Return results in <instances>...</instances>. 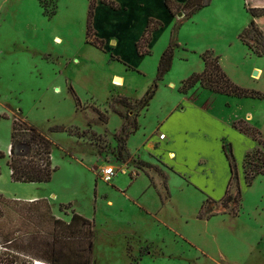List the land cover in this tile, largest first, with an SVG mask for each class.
<instances>
[{
	"label": "rangeland",
	"instance_id": "obj_1",
	"mask_svg": "<svg viewBox=\"0 0 264 264\" xmlns=\"http://www.w3.org/2000/svg\"><path fill=\"white\" fill-rule=\"evenodd\" d=\"M90 1L0 0V116L6 117L0 119V153L5 156L0 159L3 263L17 256L22 261L50 264L14 247L19 243L25 248L28 243L50 244L57 235L70 240L87 235L84 225L80 232H65L53 223L51 216L68 223L74 208L91 220V264H264V177H257L250 186L245 184L239 145L232 152L237 179L231 180L220 202L206 200L200 209L198 195L179 189L180 182L173 176L171 200L161 203L155 190L142 197L151 214H142L115 194L110 182L100 181L104 168L113 167L116 174H127L133 180L140 169L167 198L161 170L130 157L125 145L140 113L138 131L130 137L128 149L139 147L142 135L155 129L158 120L183 99L175 86L192 75L201 62V50L216 51L234 84L264 95V55L257 56L237 39L251 21L245 1L211 0L189 18H184L188 10L181 8L174 11V18L166 17L160 0L141 5L129 0V14L124 18L122 10L110 16L100 9L97 30L94 19L93 30H101L106 40L112 37L116 42L104 45L103 50L86 42ZM259 11L254 13L259 16ZM148 18L162 26L152 33L150 54L138 56L132 39ZM258 31L261 34L252 38L246 33L242 36L251 50L259 47V36L264 37ZM167 49L172 52L170 70L157 82L153 98L142 111L138 101L153 84L159 58ZM113 79H120L121 85L112 83ZM231 112L238 117L250 113L249 124L264 137V99H242ZM13 118L25 120L49 141L51 164L56 168L50 182L11 180L6 161ZM256 148L255 143L253 150ZM118 177L124 185L126 176ZM95 186L111 200L110 206L95 199ZM139 188L136 185L133 193ZM76 246L86 248L85 244H71ZM57 249L58 257L66 254L63 247Z\"/></svg>",
	"mask_w": 264,
	"mask_h": 264
},
{
	"label": "crops",
	"instance_id": "obj_2",
	"mask_svg": "<svg viewBox=\"0 0 264 264\" xmlns=\"http://www.w3.org/2000/svg\"><path fill=\"white\" fill-rule=\"evenodd\" d=\"M112 1H114L119 7L117 10L110 9L101 2H98V5L95 7V30H97L95 23L96 14L100 9L106 11L110 16H115L116 14L120 13V10H122L121 15L123 18L124 15L129 14V0ZM149 1L152 0H137L139 5L142 3H148ZM160 1L162 2L166 17L174 18L166 10L164 6V0ZM171 1L182 4L186 0ZM244 1L246 10L249 8L264 10V0ZM153 17L155 19H159V17L156 15H153ZM250 18L255 22L264 35V13L255 18L250 16ZM159 20H162V18ZM146 21L147 20L145 19L144 23H142V29L137 33L136 39H132L135 53V45L145 30ZM96 34L98 38L104 41V45H110V43H112L113 46L116 45L115 41H111L112 37H107L108 39L106 40V37L103 36V32H101V30L99 33L96 31ZM150 43L147 46L149 51V46L151 45ZM113 46H111L112 50L115 48ZM205 51L209 50H201L199 55ZM210 52H212L214 55L216 53V51ZM219 65L222 71L226 74L221 62ZM203 67V62L201 60V62L196 65V68L193 70L192 74L202 72ZM257 76L258 73L256 77ZM116 80V82L121 85L122 81L120 79ZM183 80H181V82ZM180 83L175 86L176 89L179 88ZM168 85L171 88H174V84L170 83ZM182 96L183 99H181V101L177 103L176 106H173L172 109L168 111V113L164 114L161 120H158L155 129L150 130L147 135H142L143 139L139 147L128 149L127 144L130 137L133 134H136L138 131L137 120L141 115L140 113L136 119V129L134 133L128 137L125 145L130 157L142 162L141 164L143 166H155L161 170L166 181L167 198L163 197L161 192L151 185L149 177L142 170L137 169L139 175L133 180L127 174H116V170L114 169L116 175H114L110 181L109 186L111 190L115 194L121 195L125 200L124 202L138 207V211H140L142 214H151L149 209L142 204V197H144L146 193H150L155 190L159 196V201L164 204L165 202L171 200L172 176L177 178L180 182L179 189L185 188L187 190H192L198 195L199 209L206 200L220 202L225 196L227 184L230 179V170L228 161L224 154L223 146H230L233 152L236 145H239L241 153L240 165L244 156L248 152H251L255 147V143L250 137L238 132L232 126V124L238 120L247 121L248 124L249 122H252V116L250 113H246L243 117H238L235 114L233 115L231 112V107L236 106L237 103L241 102L242 99L232 96L216 95L201 88L200 85L194 86L192 89L187 91L186 94H182ZM220 97H223V99H220ZM160 134H164V139H159ZM131 168L134 167L131 166ZM238 173L243 178L240 168ZM120 175L126 176V182L122 186L120 185L121 178L118 177ZM100 181L104 182L102 179H100ZM136 185H140V188L137 189V192L134 194L132 190ZM93 194L95 195V199L99 197L101 198L100 200H104L106 206H110L112 204L111 200L107 198L106 194L104 195L102 192L98 193L97 186H95ZM34 202L36 201H32L31 203L33 204ZM221 206V204L217 205L219 209ZM72 210L73 212L71 213V216L72 214H76L83 217L81 214L77 213L74 208H72ZM71 216H69V218H71ZM85 219L91 222L90 219Z\"/></svg>",
	"mask_w": 264,
	"mask_h": 264
},
{
	"label": "trees",
	"instance_id": "obj_3",
	"mask_svg": "<svg viewBox=\"0 0 264 264\" xmlns=\"http://www.w3.org/2000/svg\"><path fill=\"white\" fill-rule=\"evenodd\" d=\"M95 1L96 0H91L88 5L86 18V42L99 50H103L104 41L98 38L96 32L93 30ZM100 2L113 10H117L119 8L112 0H100ZM210 2L211 0H186L184 3L178 4L171 0H164V6L172 17L174 16V11L176 9H186L188 10V13L185 14L184 17L189 18L192 13L207 7ZM255 10L257 9H247V12L252 18L258 16L254 13ZM259 12L261 15L264 13V10H260ZM161 26L162 24L159 21H154L152 19L147 21L145 30L135 45L136 54L138 56H147L150 54L147 46L152 40V33L161 28ZM245 33L249 36V38L254 37L257 33L259 35L261 34L259 33L253 20H251L239 33L238 40L244 47H246L247 50L253 52L257 56L264 55V37L261 38L259 36L258 40H256L259 47L255 50H251L242 38ZM259 41H261V43H259ZM200 58L204 66L203 71L200 73H194L187 79L183 80L178 88L180 93L186 94L187 91L192 89L194 86L200 85L201 88L216 95L232 96L239 99H264V95L258 92L249 91L234 84L222 71L219 65V58L212 52L205 51L200 55ZM171 63L172 52L170 49H167L159 58L157 73L153 84L146 91L143 98L139 101L137 100L140 103L142 110L147 108L156 91L157 82L161 81L163 76L170 70ZM98 117L102 122H107V117L105 115L98 113ZM4 118L6 117L0 116V119ZM232 126L238 132L250 137L258 147L255 150L248 152L243 159L244 182L247 186H250L257 177H264V137L258 129L248 124L247 121L238 120L234 122ZM59 130V128H56V131ZM223 150L230 170V179L225 193L227 194L231 180L234 178L237 179V169L231 147L228 146L226 149V147L223 146ZM4 157V154L0 153V159ZM6 166L10 171V178L12 181L25 184L48 183L50 182L53 173L56 171V168H53L51 164V145L49 141L36 128L29 125L25 120H21L19 118H13L12 120L11 139ZM236 186L238 193H240L238 184H236ZM35 203L47 205V203L40 201H36L33 204ZM51 217L54 225L59 227L61 231H78L79 228L84 225L87 227V235H77L71 240L66 236L57 235L52 237L50 244L28 243L25 248V245L19 243L17 247L14 248L50 264H91V222L76 214H72L68 223L56 219L53 216ZM71 244H85L86 248L82 246L80 248L77 246L74 248L71 247ZM58 247H63L66 250V254H62V257H58L56 255ZM11 258L13 261L6 264H13L14 261H18L16 264H30V262L20 260L17 256H11ZM0 264H4L1 254Z\"/></svg>",
	"mask_w": 264,
	"mask_h": 264
},
{
	"label": "built area",
	"instance_id": "obj_4",
	"mask_svg": "<svg viewBox=\"0 0 264 264\" xmlns=\"http://www.w3.org/2000/svg\"><path fill=\"white\" fill-rule=\"evenodd\" d=\"M159 139L160 140L164 139V134H160ZM114 175H115V170L113 167L104 168L101 171V177L104 182H110ZM30 264H44V263L36 260H31Z\"/></svg>",
	"mask_w": 264,
	"mask_h": 264
},
{
	"label": "bare ground",
	"instance_id": "obj_5",
	"mask_svg": "<svg viewBox=\"0 0 264 264\" xmlns=\"http://www.w3.org/2000/svg\"><path fill=\"white\" fill-rule=\"evenodd\" d=\"M113 83L116 84V85H120V84H118V82H115L114 80H113ZM172 158H173V157H172Z\"/></svg>",
	"mask_w": 264,
	"mask_h": 264
},
{
	"label": "water",
	"instance_id": "obj_6",
	"mask_svg": "<svg viewBox=\"0 0 264 264\" xmlns=\"http://www.w3.org/2000/svg\"><path fill=\"white\" fill-rule=\"evenodd\" d=\"M256 75H257V73L254 74V76H256Z\"/></svg>",
	"mask_w": 264,
	"mask_h": 264
}]
</instances>
